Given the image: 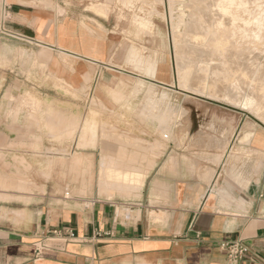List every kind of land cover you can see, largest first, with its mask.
<instances>
[{
    "label": "crops",
    "instance_id": "1",
    "mask_svg": "<svg viewBox=\"0 0 264 264\" xmlns=\"http://www.w3.org/2000/svg\"><path fill=\"white\" fill-rule=\"evenodd\" d=\"M155 1L0 0V59L14 61L0 64L14 79L0 91L37 93L1 103L20 109L0 112L4 153L42 162L31 170L86 173L62 185L70 197L35 196L27 225H0V264H264V130H219L206 149L176 130L170 52L131 15ZM48 78L57 99L40 94L55 91ZM224 241L243 242V259Z\"/></svg>",
    "mask_w": 264,
    "mask_h": 264
},
{
    "label": "rangeland",
    "instance_id": "2",
    "mask_svg": "<svg viewBox=\"0 0 264 264\" xmlns=\"http://www.w3.org/2000/svg\"><path fill=\"white\" fill-rule=\"evenodd\" d=\"M155 2L157 10L148 3L145 10L132 9L131 15L133 17L140 15L151 27V31L147 32L146 30L148 41H150L149 37H159L157 48L162 50L161 53H165L166 50L170 52L175 75V91H178V112L174 113L175 116H178L176 130L198 134L199 136L196 137L203 139L201 142L197 141L196 146L203 149L209 147V140L206 139L208 135L219 130H225L229 133L234 131V139L239 133L249 130L250 127L264 130V98L258 99L256 97L255 82H253L256 79V72L261 66H264V0H156ZM194 23L205 24L206 27H210L211 24L215 29L230 31L233 37H193L190 34V25ZM175 36L180 40V45H185L188 48L187 54H179L181 49L176 47L175 42L173 43ZM196 44L203 47L200 48ZM194 46L199 49L194 50ZM209 48L211 50L207 51ZM212 53L214 54L212 55ZM234 61L235 63H233ZM13 62L0 59V64L5 66H9ZM178 70L188 72L189 81L184 89L187 88L186 90L189 92H181L183 89L180 87L176 75ZM203 71L209 74L203 76ZM206 77L209 81L215 77L216 81L219 82V86H216L218 88L214 89L209 84L198 86L197 80ZM2 79H6L7 83L14 82V79L11 81L9 77H0V80ZM42 83L47 88L52 86L55 91L46 90L40 94L47 95L51 99H57L58 91L55 89L57 85L50 78L45 79ZM178 84L181 89H178ZM36 96L37 93L0 91V106L2 102L9 104L10 101L18 99L35 100ZM161 99L164 104L162 121L164 134L169 136V131L165 128H168L170 121H172L169 104H167L171 98L164 90ZM27 109L31 112L39 110L34 107ZM1 110L9 116L20 109L0 107V112ZM54 110L57 109H51V111ZM6 142L9 141H0L3 145L2 150H4L2 151L3 154H0V225L2 226L27 225L31 221V216L27 210L34 207L33 199L35 196L45 193L53 196L70 197L74 190L62 185L66 181L69 183L70 179L73 181L86 175L84 172L59 173L53 170H31L35 167L41 168L42 162L37 161V158L36 161L31 162L25 156L11 157V155L5 154ZM37 142L35 141V143ZM50 142L57 143L58 141L52 140ZM198 143L201 146H198ZM12 164H17L19 170L12 171ZM57 165L54 160H51L46 168L53 169ZM104 178L106 179L107 176ZM116 179L121 182L129 181L132 176L129 174L123 176L119 173ZM47 183L52 187L50 190L46 189Z\"/></svg>",
    "mask_w": 264,
    "mask_h": 264
},
{
    "label": "bare ground",
    "instance_id": "3",
    "mask_svg": "<svg viewBox=\"0 0 264 264\" xmlns=\"http://www.w3.org/2000/svg\"><path fill=\"white\" fill-rule=\"evenodd\" d=\"M198 19L200 18V17H197ZM171 23V22H170ZM141 27H142V29L145 27V29L147 30V32H149V31H151V27H149V24L147 23V22H145V24L144 23H141V25H140ZM215 26V25H214ZM190 28H191V31H190V34H191V36H193V37H205V38H209V37H213V38H216V37H226V38H229V37H233L232 35H231V32L230 31H225V30H219V28L218 29H215L214 27H212V25L210 24V27L208 26V27H206L205 26V24H197V23H194V24H192V25H190ZM208 28V29H207ZM217 30V31H216ZM230 32V33H229ZM190 36V37H191ZM168 38H169V36H168ZM201 39V38H200ZM232 40V39H231ZM234 40V39H233ZM173 41V40H172ZM202 41V40H201ZM213 41H215V40H213ZM228 41V40H227ZM176 43V47L179 49H181L180 50V52H179V54L181 53V54H187V47L185 46V45H180L179 44V42H180V40H178L177 38H176V36H175V40L173 41V43ZM232 43V42H231ZM213 44V43H212ZM236 44H237V42H236ZM239 44V43H238ZM197 45V44H196ZM215 45H217V44H215ZM235 45V44H234ZM242 45V44H241ZM198 47H200V48H202L203 46L202 45H197ZM202 46V47H201ZM198 47H196V46H194L193 48H194V50H197V49H199ZM237 47V46H236ZM240 48V47H239ZM247 48V47H246ZM220 49V48H219ZM226 49V48H225ZM234 49V48H233ZM206 50V49H205ZM211 49L209 48V50H207V51H210ZM227 50V49H226ZM231 50V49H230ZM229 50V51H230ZM236 50V49H235ZM246 50V49H245ZM192 51V50H191ZM215 51H217V50H215ZM239 51V50H238ZM194 53H195V51H193ZM192 52V53H193ZM232 52V51H231ZM247 52V51H246ZM193 53V54H194ZM226 53V52H225ZM214 53H212V55H213ZM219 54V53H218ZM220 54H222V53H220ZM228 54V53H227ZM239 54H240V52H239ZM233 55V54H232ZM231 55V56H232ZM247 55V54H246ZM215 56H217V54H215ZM228 56V55H227ZM229 56H230V53H229ZM233 57V56H232ZM236 57V56H235ZM234 57V58H235ZM246 57V56H245ZM229 58V57H228ZM237 58V57H236ZM231 60H232V58H230ZM220 60H222V59H220ZM224 61H225V58H224ZM223 61V62H224ZM233 61V60H232ZM241 62V61H240ZM245 62V61H244ZM226 63V62H225ZM233 63H235V61L233 62ZM233 65V64H232ZM226 67V66H225ZM231 67V66H230ZM233 67V66H232ZM231 67V68H232ZM220 68V67H219ZM240 68V67H239ZM202 69V68H201ZM235 69V68H234ZM237 69H238V67H237ZM213 70V69H212ZM214 70H215V68H214ZM233 70V69H232ZM231 70V71H232ZM236 71V70H235ZM238 71V70H237ZM241 71H243L242 69H241ZM209 72V71H208ZM239 72V71H238ZM212 73V72H211ZM225 73V72H224ZM243 73V72H242ZM202 74H203V76L204 75H207V74H209V73H207L206 71H203L202 72ZM215 74H217V73H215ZM221 74V73H220ZM227 74H228V72H227ZM233 74H234V72H233ZM248 74H250V73H248ZM255 74V73H254ZM177 79H179V84H180V87H182V89L183 90H181V92L183 91H188V90H186V89H184V87H186L187 85H188V81H189V74H188V72H185L184 70H178V72H177ZM219 75V74H218ZM210 76H211V74H210ZM228 76V75H227ZM231 76H232V74H231ZM234 76V75H233ZM221 77H223V76H221ZM235 77V76H234ZM253 77V76H252ZM254 78H255V76H254ZM197 79H199V78H197ZM210 79V78H209ZM228 79V78H227ZM227 79H226V81H227ZM237 79V78H236ZM252 79V78H251ZM191 80V79H190ZM222 80V79H221ZM225 80V79H224ZM196 82V81H195ZM253 82H255V85H254V89L256 90L255 92H256V97L259 99V98H264V66H261V68L256 72V79H254L253 80ZM196 83H198V86H204V85H206V84H209V85H211V86H213V88L214 89H217L218 87H216V86H219V82H217L216 81V78L214 77V78H211L210 79V81L208 80V77H206V78H202V79H199V80H197V82ZM179 84H178V89H181L180 87H179ZM223 85V84H222ZM253 86V85H252ZM221 87V86H220ZM212 89V88H211ZM228 91V90H227ZM178 92V91H177ZM189 92V91H188ZM214 92V91H213ZM263 94V95H262ZM262 96V97H261ZM250 137V136H249ZM248 137V138H249Z\"/></svg>",
    "mask_w": 264,
    "mask_h": 264
},
{
    "label": "built area",
    "instance_id": "4",
    "mask_svg": "<svg viewBox=\"0 0 264 264\" xmlns=\"http://www.w3.org/2000/svg\"><path fill=\"white\" fill-rule=\"evenodd\" d=\"M165 138H168L167 136H165ZM67 196H69V194H67ZM261 198H263L264 196L261 195ZM54 235L56 237H73V232L71 230L69 231H55ZM221 249L224 250L228 256V258L232 261V262H239L240 260L243 259L244 255L247 252V246L241 242V241H224L221 245Z\"/></svg>",
    "mask_w": 264,
    "mask_h": 264
}]
</instances>
